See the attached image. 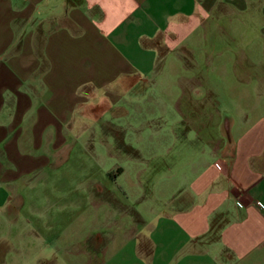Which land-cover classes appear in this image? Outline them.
Here are the masks:
<instances>
[{
  "label": "crops",
  "instance_id": "crops-1",
  "mask_svg": "<svg viewBox=\"0 0 264 264\" xmlns=\"http://www.w3.org/2000/svg\"><path fill=\"white\" fill-rule=\"evenodd\" d=\"M195 38H214L215 48L200 45L199 54L215 55L223 76L237 74L215 84L202 73L151 81L168 88L150 101L169 104L167 132L147 133L153 150L171 151L168 160L156 162L148 197L107 186L125 179L128 166L98 181L93 171L88 245L63 259L60 231L81 210L62 208L69 176L61 171L74 164L82 120L96 122L120 104L140 108L149 82L140 74L153 68L144 60L162 48L200 72ZM213 87L219 127L192 128L186 114ZM129 242L133 254L123 251ZM64 262L264 264V0H0V264Z\"/></svg>",
  "mask_w": 264,
  "mask_h": 264
},
{
  "label": "rangeland",
  "instance_id": "rangeland-1",
  "mask_svg": "<svg viewBox=\"0 0 264 264\" xmlns=\"http://www.w3.org/2000/svg\"><path fill=\"white\" fill-rule=\"evenodd\" d=\"M222 41L227 43L226 38ZM192 42V47L196 50V54L193 56V58H195L194 63L197 64L198 68L201 70L200 72H189L187 69L184 70V63L188 62L187 60H191L185 58L186 55L184 54L178 55L175 52H167L161 47L162 53L158 54L157 59L152 53L144 60L145 64L153 68H150L148 71H142L140 74L141 78L149 81L142 87L144 97L140 104V108L135 109L133 106L120 104V109L114 112L107 111L106 115L102 114L104 118L99 119L96 117V122L91 119L82 120L86 123V127L80 128L81 132L75 135V149L69 157V161H74V164L71 162L68 164L70 167H64L63 170L61 169L62 175L65 173L69 176V180L64 184V188H62V192L64 193V199H60V201L63 202L62 208H71L72 204H74L75 207L81 210L80 216L77 217L78 221L75 220L72 225L69 224L64 226L60 231V242L63 243L60 255L63 259H75L76 254L83 256L84 254H79V252L77 253L76 251L84 250V247L88 245L87 238L91 235V222L88 220L90 211L88 209L89 206L86 197L87 193L92 191L93 181L91 176L93 175V171L98 181V177L104 176L103 173L105 170L115 173L118 167L126 168V166H128L125 179L122 177L115 181L112 178L111 183L106 179L107 186L110 190L112 189L113 192H120L121 189L146 192L148 197L150 196L149 191L152 189V182L148 183V180L152 178L151 176L156 168L155 165H157L156 162L168 160V155L171 151L153 150L152 142L154 136L147 134L152 128L160 126L161 128H166L168 126V123H166V114L168 113L169 104L167 102H150L153 97H157L160 93L166 96L168 94L166 91L168 88L158 86L157 84L152 85L151 81L178 79L188 77L190 74L194 77L195 75H200V73L206 74V77L214 84L217 81L219 82L220 79V81H222L223 78L224 80L233 79L232 73L235 71L227 69L223 76V74L217 70L215 55L207 59L204 54H199L198 50L200 45L204 48H215L216 40L214 38L208 41L202 40V42H200L198 38H195L192 39ZM184 45V42L181 43V45L177 47V51L180 52L184 48ZM158 51H160V48ZM233 57L236 56H232L231 54L225 55V62L229 61L231 63ZM155 63L158 65L153 66L156 65ZM235 73L237 74V72ZM221 76L223 78H220ZM136 89L139 90L138 92H141L139 85ZM223 89L224 92H227L226 87L221 88V90ZM194 90L200 92L198 95L205 96V87L197 85ZM211 91H213V93L209 94L207 102L202 101L201 104H199V102L193 103L191 105L193 107L192 113L190 116L186 114L185 122L188 120L192 128H204L207 126L212 130L219 127L220 117L216 113L217 104L215 102L216 88H211ZM129 97L130 96H128V98ZM133 100H135V98H133ZM205 116L208 118L206 121L207 125L204 124ZM109 124H111V127ZM119 125L122 127V130L114 128ZM183 125L184 123H180V126ZM171 126L175 125L170 119V127ZM92 127H94L93 132L89 129ZM135 128H143L144 133L141 135L136 134ZM167 129L168 128H166V132ZM51 186L52 183H49L46 188L51 191L53 190ZM35 190H40L39 185H37ZM96 191L98 192V188H96ZM69 192L80 195L78 201L66 200L65 197H67ZM32 201H35L36 205L39 206L41 202L45 203L47 200ZM62 202H60L59 206H61ZM58 203V200H56L52 208H56ZM29 208V204L27 203V209ZM67 219L69 218L66 217L65 224L68 222ZM127 224L130 228L135 225L133 220H128ZM132 231L133 230H129L128 234L131 235ZM77 241H79V244H77L78 247L76 246ZM123 251L127 254H133L134 247L129 242V245L125 247ZM64 264L66 263L64 262Z\"/></svg>",
  "mask_w": 264,
  "mask_h": 264
}]
</instances>
